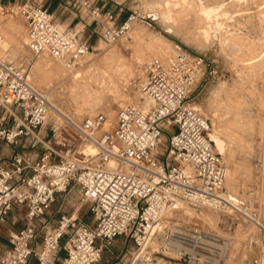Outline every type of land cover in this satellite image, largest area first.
I'll use <instances>...</instances> for the list:
<instances>
[{
  "label": "built area",
  "instance_id": "1",
  "mask_svg": "<svg viewBox=\"0 0 264 264\" xmlns=\"http://www.w3.org/2000/svg\"><path fill=\"white\" fill-rule=\"evenodd\" d=\"M111 1L124 11V4ZM77 3L107 42L152 20L129 10L118 21L107 0ZM20 11L31 54L47 53L69 71L81 66L91 46L76 29L62 28L40 4L23 3ZM211 63L186 51L155 57L137 82H130L145 97V107L125 103L113 116L99 111L80 120L60 113L57 121L50 114L57 109L53 90L31 83L25 61L0 57V144L12 147L0 159V225L12 210L24 208L21 225L9 231L0 264H100L120 237L126 241L117 255L120 264H158L153 238L169 249L178 247L180 264L211 263L217 233L198 226L163 230L162 218L174 197L222 212L224 228L241 222L264 233L260 209L226 189L227 168L209 120L192 106L196 79ZM52 118L60 123L48 133L45 125ZM74 140L93 145L95 152H80ZM85 202L93 221L80 213ZM247 264H264V255Z\"/></svg>",
  "mask_w": 264,
  "mask_h": 264
},
{
  "label": "rangeland",
  "instance_id": "2",
  "mask_svg": "<svg viewBox=\"0 0 264 264\" xmlns=\"http://www.w3.org/2000/svg\"><path fill=\"white\" fill-rule=\"evenodd\" d=\"M117 1L126 6L124 13L136 10L152 15V20L150 19L149 24L136 23L127 36L115 42H107L92 34L88 40L90 53L83 61L77 80L68 79L72 76L67 75L71 72L65 67L66 77L65 73L60 75L54 69L46 70L41 61L35 62L34 59L39 56H29L27 52L22 20L8 15L5 10H0V56L16 63L27 59L31 82L43 90H53L56 103L77 120L99 111L113 116L121 104L137 103L136 93L130 92L127 87H133L129 82L133 78L137 82L154 56L168 55L172 58L179 51L187 49L207 57L212 63L196 79L194 89L197 95L192 106H196L209 120L210 135L214 143L215 135L223 141V150H217L222 154L227 168L226 189L243 204L259 208L262 212L264 0H163L152 5L146 0ZM170 2L173 4H169ZM105 52L108 60L102 59ZM29 57H32V63H28ZM123 61L128 63L127 70L130 71V81L127 82L129 86L122 83L120 71H117L118 65ZM134 74L137 76L134 77ZM79 105L89 106L91 111L89 109L87 113L80 110ZM45 126L48 133H53L58 124L52 118ZM73 144L76 149L82 146V143L75 140ZM62 147L64 149L60 150L64 153L66 148L60 144L59 148ZM69 155L71 152L65 157H70ZM75 192L80 202L78 188ZM175 200L178 199L171 200L162 218L163 230L168 232L176 228L184 230L188 226H198L217 233L218 251L213 255L215 260L212 258L211 264L219 257L221 260L225 253L232 255L228 254L231 264L235 261L247 264L260 254L264 255V233L253 225L240 222L224 228L221 224L222 212L210 211L181 199L179 201L183 203L173 207ZM86 205L89 202H85L80 209L86 210ZM205 214L207 219H204ZM81 215L93 221L89 212ZM227 239L231 244L224 247ZM150 245L152 250H158L153 253L158 264L181 263L177 254L179 248L169 249L168 246H171L160 243L158 238H153ZM106 259L107 256L102 263ZM217 262L221 264V261ZM224 262L225 259L222 264Z\"/></svg>",
  "mask_w": 264,
  "mask_h": 264
},
{
  "label": "crops",
  "instance_id": "3",
  "mask_svg": "<svg viewBox=\"0 0 264 264\" xmlns=\"http://www.w3.org/2000/svg\"><path fill=\"white\" fill-rule=\"evenodd\" d=\"M26 2H33L46 7L52 13L54 19L59 23V25L62 28L76 29L78 31V38L80 40H84L88 42L92 34L100 36L99 28L95 27V24L91 21V19L84 12V10L78 6L77 0H0V10H5L8 12V15L19 17L22 20V25L25 31V38H24L25 45L27 41L26 21L23 15L21 14L20 7L23 3ZM107 2L110 7L112 8L115 7L114 9L117 14L118 21L123 20L126 16V13L119 11L118 10L119 6L113 3L111 0H107ZM186 53L188 55H197V53L191 52L187 49H186ZM155 57H162L164 59L171 58L168 55L154 56L147 63L146 69L147 66L150 64V62L152 61V59ZM22 61L26 62L25 59H23ZM11 151H12V147L7 146L5 144H0V159L7 157L11 153ZM80 212L81 214L88 213L87 209L84 210V208L82 210L80 209ZM23 213H24L23 207L15 208L8 215L7 222L0 225V253H3L9 246L10 244L9 231L15 230L17 227L21 225L20 217L23 215ZM125 246H126L125 239L123 237L117 238L112 248V251L103 254L102 260L104 257L107 256L106 262L102 263L101 260L100 264H120L118 262L117 255L120 254L125 249ZM58 255L63 256L64 251L61 250ZM30 264H36V263L34 260H31Z\"/></svg>",
  "mask_w": 264,
  "mask_h": 264
},
{
  "label": "bare ground",
  "instance_id": "4",
  "mask_svg": "<svg viewBox=\"0 0 264 264\" xmlns=\"http://www.w3.org/2000/svg\"><path fill=\"white\" fill-rule=\"evenodd\" d=\"M161 1H163V0H146V2H148V4L149 5H152V3L153 4H156V3H159V2H161ZM169 4H173L172 2H170ZM203 10V9H202ZM134 28V27H133ZM132 28V29H133ZM136 31V30H135ZM1 47V46H0ZM96 50V49H95ZM27 52L30 54L29 56H33V57H37V56H34L33 54H31V52L27 49ZM89 53H90V50H89V52H88V54H87V56H89ZM44 54H46V55H48V56H46L45 55V57H42ZM44 54H42V55H39V57L37 58V59H34V61L36 62V60H38V61H41V62H43L44 64H45V68H46V70H52L53 71V69L56 71V72H58L60 75L61 74H63L64 75V73H65V77H66V70L64 71V66H63V64L60 62V61H58V60H56L55 58H53L52 56H50L49 54H47V53H44ZM105 54V57L103 56L102 57V59L103 60H108L109 58L107 57V52H105L104 53ZM103 54V55H104ZM0 57H2V56H0ZM87 58V57H86ZM86 58H84L83 60H82V66L80 67V68H77V69H75V70H72V71H70L71 72V74L69 75V74H67L68 76H72V77H68V79H74V80H77V79H79V77H80V69L83 67V65H84V60L86 59ZM25 60H27V59H25ZM28 63H32V57H29V59H28ZM109 65H110V62H109ZM120 66V67H119ZM127 66H128V63H126V62H121L119 65H118V70L117 71H120V73H119V76H121V80L123 81L122 83H124V85H126L125 83H127L128 82V78H129V70H127ZM143 67V66H142ZM141 67V68H142ZM43 70H44V68H43ZM141 70V69H140ZM45 71V70H44ZM46 72V71H45ZM136 72V71H135ZM51 73H53V72H51ZM140 74V71H139V73H138V75ZM135 75V74H134ZM137 75H135L134 77H136ZM134 79V78H133ZM130 81V80H129ZM133 82V81H132ZM32 83V82H31ZM130 83V82H129ZM129 83H127L128 84V86L130 85ZM33 85H34V83H32ZM35 86V85H34ZM131 86V85H130ZM129 86V87H130ZM36 88H38L39 90H42V91H44V92H47V89L46 90H43V89H41V88H39V87H37V86H35ZM129 87H127L128 88V90L130 91V92H135L136 93V97H137V103H135L136 105H139V106H142V107H145V105L147 104V102H146V99H145V97L142 95V94H140L138 91H134V90H136V89H134V86L132 87V88H129ZM128 100V99H127ZM54 103H55V105H56V108L57 109H55V110H53L50 114H52V116H53V118L54 119H56L57 121L59 120L58 119V117H59V115H60V113H64V114H66V115H68V116H70L71 118H73V114H71V113H69V112H66L65 110H63V108H61L57 103H56V101H53ZM122 105V104H121ZM80 107H79V109L80 110H84V111H87V110H89L90 109V107L89 106H83V107H81L82 105H79ZM89 111H91V109L89 110ZM87 113H89L88 111H87ZM201 113V112H200ZM202 114V113H201ZM203 115V114H202ZM204 116V115H203ZM205 117V116H204ZM74 119H76V118H74ZM77 120V119H76ZM57 123H60V122H57ZM219 130V129H218ZM264 130V126L263 125H261V131H263ZM263 133V132H262ZM214 137V140H215V144H216V147H217V149L218 150H220V151H222L223 150V147H224V144H223V141L221 140V139H219L218 137H216V135L215 136H213ZM80 149H81V151L80 152H83V153H86V154H92V153H94L95 152V148H94V146L93 145H91V144H89V143H85L84 145H82L81 147H80ZM263 176H264V160H263ZM228 175V174H227ZM227 178V177H226ZM263 180H264V177H263ZM174 198H176V197H174ZM178 199V198H177ZM180 199H178L177 201L175 200L174 201V203H172V206L173 207H178V206H180V204H182L183 203V201H179ZM171 203V202H170ZM169 203V204H170ZM185 205V204H184ZM188 206V205H187ZM189 207V206H188ZM188 207H185V208H188ZM169 208V205H168V207H167V209ZM180 208V207H179ZM193 208V207H192ZM204 208H206V207H204ZM167 209H166V211H167ZM184 209V208H183ZM189 209V208H188ZM210 211H212L213 209H210V208H208ZM190 210V209H189ZM194 210V209H193ZM193 210H191V211H193ZM216 211V210H215ZM264 211V210H263ZM261 212L262 213V219H260V223L262 224V225H264V212ZM195 212V211H194ZM214 212V211H213ZM219 212V211H218ZM187 213V212H186ZM165 214H166V212H165ZM191 214V213H190ZM205 216V218L204 219H207V215L205 214L204 215ZM191 223V222H190ZM253 226H255V225H253ZM228 240V239H227ZM162 241V240H161ZM160 241V242H161ZM163 242V241H162ZM226 243V244H225ZM224 243V247H228L229 246V244H231V242H230V240H228L227 242H225ZM232 243H233V241H232ZM220 246H222V245H220ZM233 246V245H232ZM236 246V245H235ZM223 247V248H224ZM234 247V246H233ZM178 248V247H177ZM230 248V247H229ZM221 249V248H220ZM178 250V249H177ZM225 249H223V251H224ZM227 250V249H226ZM230 251H231V253L233 252L231 249H229ZM218 251V250H217ZM223 251H222V253H223ZM219 253H220V251H219ZM244 253V252H243ZM216 254V253H215ZM215 254H214V256H215ZM218 254V253H217ZM229 254V253H228ZM228 254H226L225 253V255H222L221 256V260H220V257L218 258V260L219 261H221V264H222V261L225 259V262L223 263V264H231L229 261H231L230 260V256H232V255H228ZM214 256L212 257V258H214ZM219 255H217V257H218ZM238 259V258H237ZM240 259H241V257H240ZM214 260H215V258H214ZM213 260V261H214ZM218 260H216L215 262H213V264H219L217 261ZM209 264H211V263H209ZM233 264V263H232ZM234 264H240V263H238L237 261H235L234 262Z\"/></svg>",
  "mask_w": 264,
  "mask_h": 264
},
{
  "label": "water",
  "instance_id": "5",
  "mask_svg": "<svg viewBox=\"0 0 264 264\" xmlns=\"http://www.w3.org/2000/svg\"><path fill=\"white\" fill-rule=\"evenodd\" d=\"M150 17L152 18L153 16L152 15H150ZM213 140V139H212Z\"/></svg>",
  "mask_w": 264,
  "mask_h": 264
}]
</instances>
